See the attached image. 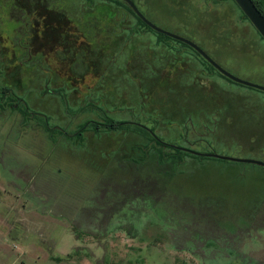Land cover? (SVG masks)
<instances>
[{
	"label": "rangeland",
	"instance_id": "1",
	"mask_svg": "<svg viewBox=\"0 0 264 264\" xmlns=\"http://www.w3.org/2000/svg\"><path fill=\"white\" fill-rule=\"evenodd\" d=\"M46 1L0 0V85L16 94L13 106L0 101V245L34 244L26 264L41 248L71 252L77 264H264V167L190 153L160 164L158 144L143 131L171 147L264 162V92L199 61L173 59L155 33L109 0ZM132 1L156 26L185 37L172 23L189 21L179 0ZM204 3L209 21L234 36L208 54L264 86L256 29L233 0ZM144 48L161 62L147 97L138 98L131 53ZM173 69L180 80L196 73L197 82L184 80V96L159 97ZM71 70L86 81L70 84ZM106 119L133 125H87L76 135Z\"/></svg>",
	"mask_w": 264,
	"mask_h": 264
},
{
	"label": "trees",
	"instance_id": "2",
	"mask_svg": "<svg viewBox=\"0 0 264 264\" xmlns=\"http://www.w3.org/2000/svg\"><path fill=\"white\" fill-rule=\"evenodd\" d=\"M46 1V0H44ZM112 3L120 6L122 8V12L123 13H128L133 15V17H135L137 19V22L139 24L140 27L144 28L146 31L148 32H153L156 34L157 37V42L158 43H163L165 44L167 47L170 48L168 55L175 59L177 56H180V58H182L183 60L187 61L188 65H195L196 61H199V63L203 64L204 66L206 65V67L208 68L209 71L215 72L216 74H218L221 78H223L224 80H227L231 83H235L233 81H231L230 79H228L227 77H225L224 75H222L220 72H218L209 62H207L204 58H202L199 53L197 51H195L192 47L188 46L185 43H182L180 41H177L175 39H172L164 34H160L155 32L154 30H152L148 25H146L135 13L134 11L130 8V6L122 1V0H109ZM180 3H178V7H179V12L180 15L184 17V19H188L189 21H184L181 19H178L177 21H173L172 23L174 24V26H177V29L179 31L184 32L185 34V38L193 41L194 43H196L198 46H200L203 50H209V45H211L213 47V49L219 48V46L222 43L227 44V42L230 41V39H233L234 36L232 37L231 34V30L227 29L226 26H224V24H222L220 27H217L213 24V22L209 21V12H208V8L206 6V4L204 3V0H195V2H193V0H179ZM253 2L255 3V5L257 6V8L262 12V14L264 15V10L262 8V6L260 5L259 1L257 0H253ZM48 6L47 1L42 5L43 8H46ZM41 7V8H42ZM46 11V10H45ZM46 13V12H44ZM42 13L44 16L48 17H52V14H44ZM243 13V12H242ZM244 15V14H243ZM185 19V20H186ZM174 20V19H173ZM244 20L247 21L252 27L253 25L250 23V21L248 20V18L244 15ZM254 28V27H253ZM124 29L127 30L128 27L124 26ZM116 32L118 33H122L121 29L116 28L115 29ZM201 31L206 32L208 31V33H211L210 36L208 37H201V35L199 34ZM133 33H135V31H132ZM132 33L133 36H135ZM178 33V32H177ZM257 34L259 35V33L257 32ZM218 36H220V42H219V38H217ZM260 36V35H259ZM68 37V34H67ZM241 38V37H240ZM260 38L262 40H264L261 36ZM244 42V46L245 48L249 49V47H247V45L245 44V39H242ZM62 42L61 45H65V43H69V40H67V38L65 37L63 39V41L60 39V37H58L57 35H55L54 37V42ZM215 41H217V45H215ZM174 45H173V44ZM75 44V43H73ZM126 46V45H124ZM217 46V48H216ZM243 46V47H244ZM69 49L70 48V43L68 45ZM127 47V46H126ZM211 47V48H212ZM50 48H48L49 50ZM72 49H78L76 46H72ZM50 51L52 52V48L50 49ZM210 51V50H209ZM208 52V51H206ZM111 54L114 52H110ZM182 53V54H181ZM209 54L211 53L208 52ZM117 54V53H116ZM114 55L113 57H110L109 60V67L114 63V61H116L117 55ZM68 56V55H67ZM131 56L134 57V62L131 64L132 65V70L130 75L133 76V78L136 79V85H137V89H138V94L137 97L141 98V93L143 95V97H147L148 92L150 91V84L152 83L151 81V77L153 74L157 75L158 71L160 70V63L161 61H158V59L156 57H150V55L148 54V52H146V49H142V50H138L134 53H131ZM159 56L161 57V54H159ZM163 56H167V54H163ZM85 58V56H84ZM186 58V59H185ZM91 60V59H88ZM179 62L175 60L173 63L174 65H178L179 66ZM95 64V63H94ZM149 68H148V65ZM157 64H159V66H157ZM107 65V63H106ZM107 65V66H108ZM124 65V62H123ZM122 65V66H123ZM130 65V66H131ZM96 66V64H95ZM170 66V65H169ZM123 70L121 71H125L124 67L122 68ZM128 70H130V68H127ZM138 70L137 72H134ZM143 70H146L145 72H143ZM174 73L172 74V83H167L166 85H162L161 84V88L162 89V94H159V97H163V96H170L171 94L173 95V97L171 98H175L177 97L179 94H183L184 96V92L182 93V91L185 90V82L184 80H189L190 82L196 81L197 82V78L193 72L190 73V76H187L186 79H182L180 80V72H178L177 70H174ZM71 73H73L70 76L71 78H69L70 84L72 83H76V82H80L83 83L86 81L87 79V74H80L77 73L76 71L71 70ZM142 73H144L145 77L143 75H141ZM119 74V73H118ZM159 75V74H158ZM195 76V78H194ZM109 78V77H108ZM107 78V79H108ZM238 84V83H237ZM240 85V84H239ZM160 86V85H159ZM163 87V88H162ZM166 87V88H165ZM174 91H180V93H176ZM132 93V92H131ZM170 93V94H169ZM132 95V94H131ZM134 95H132L133 97ZM158 97V96H157ZM13 98H16V94L12 92V90L10 88H6V87H2L0 85V101H2L3 99H7L6 102H9V106H13L10 101H12ZM144 98V100H145ZM6 104H2V107H4ZM19 110H21L23 112V114H29L28 111V107L24 106H18ZM87 125H89L90 128H94L96 131H100L103 128H117V127H123L126 125H133L132 123H127V122H120V121H115L113 119H106V121H104L103 123H98V122H93V121H88L87 123H85L84 125L81 126V130L78 131L76 133L77 136H81L82 135V131L87 130ZM139 128V127H138ZM142 128V127H140ZM143 129V128H142ZM146 131L148 134L151 135V140L154 141L156 144L154 148L156 150V155L158 158V163L160 164H165L167 162H171V161H176L178 162H182L184 160V155L188 156L187 152L182 151L179 148H174L168 145H164L163 143H161L159 141V139H157L155 137V135H153L152 132H149L147 130H143ZM170 149V150H169ZM165 150H169L170 152L167 153ZM201 157V156H200ZM73 254H69L65 257V259L69 258H73ZM54 260L60 262L63 261L65 259L63 258H57V257H53Z\"/></svg>",
	"mask_w": 264,
	"mask_h": 264
},
{
	"label": "water",
	"instance_id": "3",
	"mask_svg": "<svg viewBox=\"0 0 264 264\" xmlns=\"http://www.w3.org/2000/svg\"><path fill=\"white\" fill-rule=\"evenodd\" d=\"M126 2L130 8L134 11V13L146 24L148 25L152 30H154L157 33L164 34L172 39H175L177 41H180L182 43L187 44L188 46L192 47L195 51H197L207 62H209L217 71H219L222 75L230 79L231 81L238 83L243 86H247L250 88H254L260 91L264 92V86L255 84L243 79H240L236 77L235 75L231 74L227 70H225L222 66H220L217 62H215L200 46H198L193 41L180 36L178 34L169 32L167 30H164L158 26H156L154 23H152L150 20H148L145 15L138 9V7L135 5V3L132 0H122ZM240 10L243 12V14L248 18L250 23L253 25V27L256 29V31L259 33V35L264 39V15L262 12L257 8L253 0H233ZM185 150V149H183ZM189 153L201 156V157H208V158H215L230 162H236V163H249L254 164L258 166L264 167V162L254 160V159H247V158H236V157H228L224 155H219L216 153H200L193 150H187Z\"/></svg>",
	"mask_w": 264,
	"mask_h": 264
},
{
	"label": "crops",
	"instance_id": "4",
	"mask_svg": "<svg viewBox=\"0 0 264 264\" xmlns=\"http://www.w3.org/2000/svg\"><path fill=\"white\" fill-rule=\"evenodd\" d=\"M0 246H3L0 247V264H26V259L28 258L26 255L30 251L34 252L31 248H26L34 246V244H30L26 241L22 244L3 242ZM35 247H39V245L35 244ZM42 249L43 248L40 249V253L37 254V257L33 259L31 264H77L74 258L65 259V257L71 254V252L68 254H62L59 252H50L47 248L44 250ZM11 250H17V252H11ZM53 257L63 258L65 260L58 262L54 260Z\"/></svg>",
	"mask_w": 264,
	"mask_h": 264
},
{
	"label": "flooded vegetation",
	"instance_id": "5",
	"mask_svg": "<svg viewBox=\"0 0 264 264\" xmlns=\"http://www.w3.org/2000/svg\"><path fill=\"white\" fill-rule=\"evenodd\" d=\"M259 36V35H258ZM260 37V36H259ZM264 41V40H263ZM205 51V50H204ZM206 52V51H205ZM259 52V51H258ZM207 54H208V52H206ZM260 53V52H259ZM200 55V54H199ZM209 55V54H208ZM201 56V55H200ZM210 56V55H209ZM202 57V56H201ZM211 57V56H210ZM203 58V57H202ZM212 58V57H211ZM213 60L215 59L214 57L212 58ZM216 60V59H215ZM214 60V61H215ZM216 62V61H215ZM218 63V62H217ZM219 64V63H218ZM220 65V64H219ZM221 66V65H220ZM257 69H259V68H257ZM254 70H256V69H254ZM258 71V70H257ZM219 72V71H218ZM135 125H137V124H135ZM139 126H141L142 128H147V127H145V126H143V125H138V127ZM148 131L149 132H151L149 129H148ZM158 139V138H157ZM160 141V140H159ZM161 142V141H160ZM161 143H163V142H161ZM164 145H166L165 143H163ZM174 148H179V149H181L182 151H184V152H187V153H189L187 150H191V149H186V148H181V147H175V146H173ZM183 149H185V150H183ZM191 154V153H190Z\"/></svg>",
	"mask_w": 264,
	"mask_h": 264
}]
</instances>
